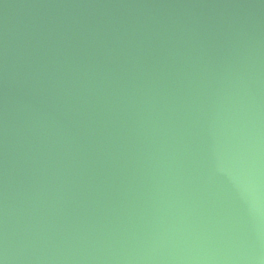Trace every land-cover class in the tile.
I'll return each mask as SVG.
<instances>
[{"label":"water","instance_id":"obj_1","mask_svg":"<svg viewBox=\"0 0 264 264\" xmlns=\"http://www.w3.org/2000/svg\"><path fill=\"white\" fill-rule=\"evenodd\" d=\"M0 264H264V0H0Z\"/></svg>","mask_w":264,"mask_h":264}]
</instances>
